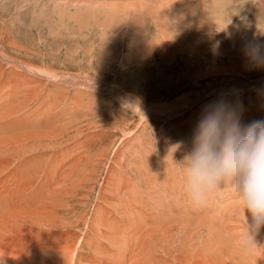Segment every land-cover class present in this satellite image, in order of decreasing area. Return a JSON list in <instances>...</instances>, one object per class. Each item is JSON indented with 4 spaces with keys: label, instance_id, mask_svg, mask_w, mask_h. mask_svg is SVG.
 <instances>
[{
    "label": "rangeland",
    "instance_id": "374dc122",
    "mask_svg": "<svg viewBox=\"0 0 264 264\" xmlns=\"http://www.w3.org/2000/svg\"><path fill=\"white\" fill-rule=\"evenodd\" d=\"M53 1L56 3L57 9L54 8L56 6ZM72 1L76 2L73 3ZM58 3L60 5H57ZM69 3L74 5L71 6ZM44 4L47 6L44 7ZM115 5L117 8L114 7ZM58 6L64 7H61L63 10ZM90 7H93L92 10ZM86 9H89V11ZM53 10L55 12L58 10V13ZM114 19H116V23H114ZM229 19L233 21V24H238L237 29L236 26L232 29L234 35L230 33V27L220 25ZM61 20H63V23ZM65 20L66 23H64ZM0 25V29L3 30H0V67L4 68H0V71L6 72V76H11V78H14L16 74L15 80L20 78L24 81V79H27L24 82L22 81L24 91L22 92L21 89V93H27L28 88L31 87L32 90L28 92L27 96L34 97L27 98L24 93L22 96L25 95L24 98L30 100L28 102L25 99L24 103V100H22L24 98L19 93L21 87L18 90L14 88V90L0 85V97H2L0 99H6L4 101L0 100V110L3 111H0V124H4V128L0 125V145L18 144L16 146L20 151H24L27 146L33 147L35 149H33V152L37 154V158H33L34 153L31 150L27 154V159L30 160L32 157L31 162H37L41 160L43 155V159L49 164L47 167L50 168V171L51 168L56 171L57 175L54 174L48 181L54 183L58 179H62V182L59 184L60 180H58V184H55V186L57 185L61 191L64 205L69 203L70 206L66 210L60 211L62 220L69 223V233L79 234V237L82 238L86 231H92L90 225H93L91 220L94 209L96 207L103 208L105 202L108 201V203L113 202L111 204L115 203L110 199V196H112L110 194H115L114 184L120 179L123 181L128 179L130 187L134 189V193L138 194V198L143 202L151 201L147 192L150 193L152 190L159 195L161 194V196L164 195V197H167L168 193L173 196L177 195L170 210L171 213L173 212L172 214H178L180 210H184L187 215L201 216V209L207 206L210 209L212 205H215L214 203L218 205L216 209L213 208V213H218V209H222L221 212L225 214L224 208L232 206V203L233 206H236L234 204H237L239 199L227 185L213 193L204 204L194 206L185 194L179 165L182 164L185 156L192 149L195 129L207 106L218 102L228 103L237 111L242 125H248L256 120H264V88L262 87L264 86V67H256L250 64L243 54L245 45L257 43L264 46V0H81V2L80 0H71V2L68 0H0ZM53 27L55 31L57 29L56 33H52L54 31ZM178 38L184 43L183 46L180 45ZM216 48H219L220 51ZM230 54L236 58L235 65L233 64L234 60L230 61ZM26 64H29V66ZM31 65L37 67L32 70ZM221 68L229 69L228 71H233L230 70V68H233L236 73H242L246 76L247 81L242 80V85L233 86L231 81H234V79L231 74L214 71ZM37 69H41L40 74L39 72L38 74L35 73ZM12 70L17 73L13 71L14 75H12ZM2 71L1 73H3ZM202 71L204 74H202ZM70 73L73 77L76 75L80 78L76 81V78L74 80ZM26 74L30 76L28 75L27 78ZM42 76L44 79H42ZM223 76L225 77L223 78ZM65 79L70 81L67 82ZM25 82L28 83L29 87L25 85ZM221 83L225 85L222 86ZM218 84H221L222 87H219ZM109 85L110 87H108ZM103 86L106 89L105 91L102 88ZM24 87H27V89H24ZM226 87L228 91H226ZM122 90L125 92H121ZM35 92H38L41 96L45 94V97L48 96V98L39 100L40 96ZM119 93H126V96L132 97L129 100L130 107L126 97ZM5 94H7V97ZM18 94L22 98H19L21 100L19 102H22V104L17 103ZM117 96L128 103H123ZM11 97L16 99V105L13 104L15 101L11 102L9 100ZM184 99L189 100V102ZM56 100L62 101L60 106L67 107L66 109L63 108L64 111L60 107L62 109L60 111L63 112L57 109L58 117L51 116L50 118L47 111L50 110L48 105L49 102L55 105L58 102ZM139 100H141V104L138 103ZM179 100L182 103H191L188 107L190 109L186 107L188 110L179 111L182 108H179L182 105ZM8 101H10L8 105L12 104V108L7 106ZM3 102L5 105H3ZM177 102L178 104H176ZM158 103L159 105L161 103V106ZM163 103L172 104V106H169V108L172 107V110L171 108H167L169 109L167 110L166 105ZM173 103H175V106H173ZM27 104L29 107L31 106L29 112L27 111L28 108H25ZM152 104H157L156 107L158 106V108ZM185 104L182 106L185 107ZM2 105L5 107L4 109ZM18 105H22L21 108H24L19 109L20 106ZM51 105L53 106V104H50L52 108ZM149 105L150 107L152 105L153 109H150ZM15 106H18V109H15ZM145 106H148V109ZM43 108L45 111H42ZM173 108H178V111L176 109L173 111ZM24 109L25 112L27 111L26 116L31 113L32 120L34 115L41 120L35 118L32 123L22 117L26 122L32 123V125L35 124V126L28 123L26 125V122H23L24 120L18 118L24 116L21 112ZM164 109L168 112V115L161 112ZM19 110L21 111L19 112ZM13 111L15 112L13 113ZM4 112H7L5 117L2 114ZM10 112L12 113L10 114ZM62 113L66 114H63L64 117L61 115L63 118L60 116ZM12 117L18 123L23 122V125L17 127L18 124L16 125L17 128L13 127L12 125L15 126L16 122ZM49 119H51V124L49 122L47 125ZM12 120H14V123ZM40 122H43V124ZM57 123L61 124V130H59L60 127H56ZM8 124L11 129L13 128L12 130L9 129L10 133H6L8 132V128H6L9 126ZM37 128H40V130ZM64 128L67 131H62ZM2 129H5V132ZM13 130H17L16 134ZM23 130L25 131L23 132ZM54 130H57L60 135L56 132L53 134ZM30 131H42V133L35 134L37 137L32 135ZM17 132L20 134H17ZM16 135L18 136L16 137ZM54 135L55 137L51 138ZM25 140H29V144ZM39 140L41 144L38 143ZM38 145L42 147L39 146L38 148ZM38 152H41V157ZM55 157L60 158L62 163L58 159L60 162H57V160L53 162L52 159H56ZM90 158L93 160H90ZM64 161L67 166L65 167L66 170L62 172V176L57 172L59 170L57 165L58 163L63 164ZM70 164L73 167L69 170ZM67 173L69 174L67 175ZM131 184H133V187ZM124 190L123 197L125 200H135L133 194L125 193L126 189L124 188ZM161 192L165 194L162 195ZM163 201L166 204L167 200ZM152 204L153 202H151V206ZM168 204L167 201V206H169ZM132 207L142 213L148 225L153 226L157 223V220L154 219L159 217L157 211L147 212L143 206L137 204H132ZM86 214L85 222L81 221L76 228L74 224L78 222L77 216L80 218L81 215ZM227 217L225 214V218ZM114 218L118 219V216H114ZM230 223L233 224L232 221ZM88 224L90 225L88 226ZM86 227L89 229H86ZM103 246L108 247L109 244L103 243ZM87 251L86 247L82 249L84 253H88ZM88 255L91 256L93 253L90 252Z\"/></svg>",
    "mask_w": 264,
    "mask_h": 264
},
{
    "label": "bare ground",
    "instance_id": "6f19581e",
    "mask_svg": "<svg viewBox=\"0 0 264 264\" xmlns=\"http://www.w3.org/2000/svg\"><path fill=\"white\" fill-rule=\"evenodd\" d=\"M68 1L71 2V0H68ZM74 2H76V1H74ZM80 2H81V0H80ZM53 3L56 6V3L54 1H53ZM90 3H91V1H90ZM100 4L102 5V3H100ZM176 4H177V2H176ZM34 5H37V4H34ZM57 5H60V4L58 3ZM73 5H71V6H73ZM88 5H89V3H88ZM46 6L47 5H45L44 7H46ZM76 6H78V5L76 4ZM61 7H59V8L60 9L64 8V7H62V8ZM114 7H116V5ZM54 8L57 9V6L54 7ZM92 8H91V10H92ZM108 9L110 10L111 8H108ZM34 10H36V9H34ZM86 10L89 11V9H86ZM119 10H120V7H119ZM53 11H52V13H53ZM120 12H121V10H120ZM114 14H115V12H114ZM80 15H82V14H80ZM102 15H103V13H102ZM59 16H60V13H59ZM38 17H40V16H38ZM115 17H116V14H115ZM110 19H109V21L112 22ZM116 19H117V17H116ZM116 19H114V21ZM36 20L38 21L37 18H36ZM39 20H40V18H39ZM118 20H119V18H118ZM62 21L63 20H61V22ZM51 22H53V21L51 20ZM56 23H58V22L56 21ZM59 23H60V20H59ZM64 23H66V20H65ZM107 23H108V21H107ZM114 23H116V21ZM219 23H220V21H219ZM50 24H52V23H50ZM103 25H105V24H103ZM220 25H224L222 27H230V29L232 31V32L230 31V33L233 34V35H234V33H233L234 30H232V29H234L235 26H236V29L238 27V24H233V21H230V19L227 20V22H222V24H220ZM60 26H62V25H60ZM90 26H91V24H90ZM54 27H53V29H54ZM64 27H66V26H64ZM56 28H57V26H56ZM59 28H63V27H59ZM0 30H2V29H0ZM56 31H57V29H56ZM56 31L54 29V31H52V33L53 32L56 33ZM4 37L6 38L5 35H4ZM178 41H179L180 45H182V46L184 45V43L181 41L180 38H178ZM11 45H12V42H11ZM19 47H21V46H19ZM23 48H24V46H23ZM24 50H26V49H24ZM217 50H219V48ZM229 56L231 57L230 61L234 60L233 64L235 65L236 58L232 57V54H230ZM15 59H16V57H15ZM17 60H19V59H17ZM18 62H20V61H18ZM18 62H16V63H18ZM29 64H26V65L29 66ZM19 65H20V63H19ZM21 66H23V65H21ZM34 67L32 66V70H34ZM38 67H40V66H38ZM184 67H186V66H184ZM0 68H3V67H0ZM29 68H31V67H29ZM40 68H42V67H40ZM44 68H45V66H44ZM51 69L53 70V68H51ZM197 69H199V68H197ZM9 70H10V67H9ZM40 70L37 69V72H35V73L38 74V72H39V74H40ZM47 70H49V69L47 68ZM228 70L229 69H222L221 68V69H216L214 71H216V72L222 71V72H226V73L231 74L232 78L234 79V81H231V83L233 82V86L242 85L241 81L242 80L243 81L246 80V76H244L242 73H236L233 68H230V70H233V71H228ZM1 71H0V74H1L0 75V85H2L5 88H11V89L15 88L17 90L21 87L20 90H19L20 91L19 93H21V89H22V92L24 91L23 90V86H24L23 82L26 81L27 79L26 80L24 79V81H23V79L21 80L20 78H19L20 80L19 79L15 80L14 78L16 77V74H15L14 78H11L10 75H9L10 77L6 76V72L4 73V71H2L3 73H1ZM13 71L14 70H12V72ZM43 71H44V69H43ZM59 71H62V70H59ZM9 72L12 73L11 71H9ZM14 72L17 73L16 71H14ZM14 72H13L12 75H14ZM25 72L27 73V71H25ZM41 73H42V71H41ZM20 74H21V72L18 74L19 77H20ZM43 74L45 75V72ZM63 74H66V73L64 72ZM202 74H204L203 71H202ZM26 75H27V78H28L29 74H26ZM70 75H71V73H70ZM36 76H39V75H36ZM43 76H42V79H44ZM46 76H47V74H46ZM46 76H44V77H46ZM21 77H22V75H21ZM71 77L74 80L76 78V81H77L78 78H80V77H78L76 75H75V77H73L71 75ZM71 77H69V78H71ZM87 77H89V76H87ZM224 77L225 76H223V78ZM30 80H32V79H30ZM66 81L68 82L70 80H66ZM71 82H72V80H71ZM73 82H75V81H73ZM228 82H230V81H228ZM25 83L24 84L27 87H29L28 83L27 82H25ZM92 84L94 85V83H92ZM105 84H106V82H105ZM221 84H218V86L220 85L219 87H222L223 84H222V86H221ZM234 84H236V85H234ZM247 84H249V83L247 82ZM250 84H252V83H250ZM73 85H75V84H73ZM93 85H92V87H93ZM226 85H228V84H226ZM98 86H100V85H98ZM27 87H24V89H27ZM108 87H110V85ZM262 87L264 88V86H262ZM29 88H28V91L26 90L27 93L24 92L26 94L27 98H30L27 95H28V92H31L30 90H32L31 87H29ZM86 88H87V86H86ZM102 88L104 89L105 87L103 86ZM217 88L218 87H216V89ZM76 89H78V88H76ZM103 89H100V90H103ZM225 89H226V91H228L227 87ZM1 90L3 91V89H1ZM105 90L106 89H104V91ZM222 91H223V89H222ZM117 92H116V94H117ZM121 92H125V91L122 90ZM4 93H5V91H4ZM126 93H124V94L121 93V94H123L124 97H126V100H128V102H129L130 98H132V97L126 96L125 95ZM23 94L21 93L20 96L23 97L22 96ZM35 94H38V92L37 93L35 92ZM5 95L7 97V94H5ZM8 95H10V94H8ZM29 95H30V93H29ZM18 96H19V94L17 95V97ZM20 96L17 99L18 100L17 103L19 101H21V100H19V98L22 99ZM39 96H40L39 100L44 99L46 97L48 98V96L45 97V94H43L42 96L41 95H39ZM98 96H100V94H98ZM24 97H25V95H24ZM0 98H2V97H0ZM27 98L22 99V100H24V103H25V99H26V101L30 102V100H27ZM31 98H34V97L31 96ZM60 98H61V96H60ZM11 99H12V97H11ZM11 99H9V100L11 102L15 101V103L13 102V104L16 105V99H12V100ZM118 99L122 100L123 103H128L124 99H121L120 96L118 97ZM0 100H2V99H0ZM4 100H6V99L4 98ZM4 100H2V101H4ZM10 101H8L6 103L7 106H9L8 104H9ZM32 101H33V99L31 100V102ZM57 101L58 100H56V102ZM180 101L181 100H179V103H182L183 98H182V101L181 102ZM185 101L189 102V100H185ZM43 102H46V101H43ZM188 102H183L182 103V105H184V103H186L185 107L182 106V105H180V106L178 105L179 108L182 107V108H180L181 110L179 109V111H183L184 109H186V107L187 108L190 107L191 103H188ZM35 103H37V102H35ZM35 103H33V104H35ZM49 103L53 104V106L51 105L52 108L50 107ZM49 103H48L49 104L48 107L50 108V110L48 109L47 111H48V114L50 115L49 116L50 118H51V116H54V118L55 117L57 118L59 114L56 113V110L59 109V111H60L63 108L66 109V107H67L65 105H64L65 107L60 106V105H62V101H60V102L58 101L57 103H55V105H54V103H51V102H49ZM138 103L141 104V100H139ZM0 104H1V102H0ZM19 104H22V102L21 103L19 102ZM37 104H39V103H37ZM128 104H129V107H130L131 106L130 102ZM163 104H162V106H163ZM176 104H178V102ZM3 105H5V103ZM3 105H2V107H3ZM11 105L9 107L12 108ZM152 105H151V107L149 105L150 109H153L152 108L153 106L156 107L157 104L153 105V106ZM158 105H159V103H158ZM164 105H166V107H165L166 109L169 108V106H172V104H170V105L164 104ZM18 106H20L19 109H23L24 108V107L21 108L22 105H18ZM18 106L17 107L15 106L16 107L15 109H18ZM27 106H28V104H27ZM27 106H25V108H28V110L27 109L26 110L29 112V109L31 108V106L30 107L29 106L27 107ZM159 106H161V103H160ZM173 106H175V103H173ZM42 107H44V106L42 105ZM60 107H62V109ZM4 108L5 107H3V109ZM44 108H46V107H44ZM44 108L42 109V111L44 110ZM156 108H158V106ZM170 108L172 110V107H170ZM65 109H63V111ZM169 109H167V110H169ZM175 109L173 108V111ZM188 109H190V108H188ZM188 109H186V110H188ZM136 110H138V109L136 108ZM171 110H170V112H172ZM0 111H2V110H0ZM20 111L21 110H19V112ZM63 111H60V112H63ZM176 111H178V108L176 109ZM14 112L15 111H13V113ZM21 112H23L24 116H19L18 118H19V120H24L23 122H26V120H30L33 123V120L35 121V118H37V119L39 118V117H35V115H34V118L32 120V118H31L32 115L30 116L31 113H28L29 115H27V116H29V117H27L26 116L27 113L25 112V109H24V111H21ZM30 112H31V110H30ZM161 112L164 115H168L167 114L168 112L165 111V109L161 110ZM170 112H169V114H170ZM6 113L7 112L2 113L4 115V117L7 116ZM11 113L12 112H10V114ZM33 113H34V111H33ZM16 114L18 115V112ZM46 114H47V112H46ZM63 114H65V113L60 114V116L63 115ZM41 115H40V117H41ZM65 115H63V117ZM71 116H72V114H71ZM20 117H21V119H20ZM22 117L25 118L26 120L22 119ZM162 117H164V116H162ZM12 118H14V117H12ZM27 118H30V119H27ZM14 120H15V118H14ZM14 120H12L13 123H14ZM38 120L40 121L41 119L39 118ZM38 120H37V122H39ZM50 121H51V119H49L47 125L49 124ZM1 122H2V120H1ZM15 122H16L15 126L12 125L15 128L21 127L23 125L22 124L23 122H21V121H20V123H18V121L15 120ZM43 122H40V123L43 124ZM52 122H53V119H52ZM70 122H71V120H70ZM70 122H68V123H70ZM73 122H75V120H73ZM73 122H71V123H73ZM27 123L32 125V123H29V122H26V125H27ZM50 124H51V122H50ZM57 124L58 125L56 127H60L59 130H61V126H60L61 124H59V123H57ZM3 125H1V127L4 128ZM16 125H18V126L16 127ZM32 126H35V124H33ZM6 128H8V132H6V133H10L11 131H9V129H11V126L9 125ZM37 129L40 130V128H37ZM66 129H68V128H66ZM2 130L4 131L5 129H2ZM33 130H35V129H33ZM6 131H7V129H6ZM13 131H14V134H16L15 132L17 130L16 131L13 130ZM24 131L25 130H23V132ZM62 131H67V130H65V128H64ZM62 131H60V132H62ZM35 132L34 131L31 132L32 135H35V134L38 135L39 133H42V131H40V132L38 131L39 133L37 131H35ZM55 132H56V134L58 133L57 130L56 131L54 130L53 134H55ZM68 133H69V131H68ZM17 134H20V133L17 132ZM27 134H29V133H27ZM48 134H50V133H48ZM64 134H66V132H64ZM32 135H31V137H32V139H34V137ZM37 135H35V136H37ZM61 135H63V134L61 133ZM5 136L8 137L7 135H5ZM17 136L18 135H16V137ZM53 137H55V135L52 136L51 138H53ZM39 139H41V138H39ZM4 140H5V138H4ZM18 140H20V139H18ZM28 141L25 140L26 143H28ZM35 141H33V142H35ZM39 142H40V140L38 141V143ZM42 142H43V140H42ZM22 144H21V146H22ZM39 144H41V143H39ZM54 144H56V143H54ZM16 145H18V144H16ZM16 145H14V144L13 145H8V146L0 145V264H264V228H261L260 231L254 236V242H255L256 245L252 246L251 252L246 251V249L244 247V244H243V241L246 238H248L247 219H246L245 209L242 207L241 204H239L240 202H238L237 204H234L236 206H233V203H232V206L224 208L225 214L228 216L227 218H225V214L223 212H221L222 209L221 210L218 209V213H213V210L216 209L217 205H218V204L216 205V203H214L215 205H212V207L210 209H209V206H207L206 208L201 209V213H202L201 216H198V215H196V216L187 215L184 210H180L178 214H172L173 212L171 213L170 210L172 209V203L175 202V200L177 198V195L173 196V195H169V193H168V196L164 197V195H163L164 192H161L162 195H163V196H161V194L159 195L156 191L152 190V192H150V193L147 192V194L149 195L151 201L143 202V201H141L138 198V194L134 193L135 192L134 189H132L130 187L128 179L125 180L126 182L120 179V180H118L117 183L114 184L115 188H116V192H115L114 195L110 194V195H112V196H110V199L115 201L114 204H111L113 202L108 203L109 202L108 201V202H105V205H104L103 208L96 207L94 209L93 218L91 220L93 222V225L88 224V226L90 225V228L92 229V231L91 230L90 231H86L82 238L79 237L80 236L79 234L77 235L76 233H69V231H68L69 223L62 220V216L60 214V211L66 210L70 206L68 205L69 203L68 204L66 203L64 205V200H63V197L61 196V191L57 187V185L55 186V184H58L57 183L58 180H60V182H59V184H60L62 182V179H58L54 183H49L48 179H50L52 176H54V174L57 175V173H56V171H54L53 168H51V171H50V168L47 167L49 164L43 159V155L40 154L42 152V150H41L40 153L39 152L38 153H39L40 157L42 155L41 160L44 161V162H42L41 160L37 161V162H31V158L32 157L30 158V160H28L27 159V157H28L27 154L31 150L33 152L34 148L27 146V148L24 151H20V150L17 149L18 147ZM57 145H58V143H57ZM62 145H60V146H62ZM19 146H20V144H19ZM39 146L42 147L41 145H38V148H39ZM32 152H31V154H32ZM32 155H30V156H32ZM36 155L37 154L34 153L33 158H35V157L37 158ZM88 156H90V155H88ZM40 157H39V159H40ZM60 157H61V155H60ZM61 158L64 159V157H61ZM57 159L58 158L52 159V160H53V162H56ZM58 160H60V158ZM58 160H57V162L61 161V160L60 161H58ZM90 160H93V159L90 158ZM34 161H36V160H34ZM65 161H66V159H65ZM65 161L63 162V164L58 163V165H57L58 169H59L57 172L60 175H62V172H64L66 170L65 167L67 165H65V164H67V163H65ZM85 161H86V159H85ZM61 163H62V161H61ZM89 163H90V161H89ZM76 166H79V165H76ZM71 167H73V165L70 164V166L68 167L69 170H70ZM74 167H75V165H74ZM68 168H67V170H68ZM120 168H121V166H120ZM77 172H79V171H77ZM69 173H67V175ZM51 180H54V179H51ZM124 184H125V186H124ZM131 185L133 187V184H131ZM123 187L126 189L125 193H130V194H133L135 196V200H132V201L125 200V198L123 197V192L125 191ZM163 200H165V201L167 200L168 203H169L168 204L169 206H167V201H166V204H165ZM151 202H153L152 206H151ZM210 203H212V201ZM132 204H137V205L143 206L144 210L147 211V212L157 211L158 214H159V217L154 218L155 220H157V223L155 225H153V226L148 225L146 223V218L142 215V213L140 211L135 210L132 207ZM99 206H101V205H99ZM74 207H76V206H74ZM88 213H89V211H88ZM86 216H87V214L83 215V216L81 215L80 218H78V216H77L78 222L76 224H74V226L75 227L79 226L81 221H83V223H84L85 219H86ZM114 216H118V219H115ZM90 219H91V217H90ZM231 221H232L233 224L230 223ZM86 229H89V228L86 227ZM79 239H80V241H79ZM78 241H79V245H78ZM103 243H108L109 246L108 247H104ZM84 247H86L88 249V251H87L88 253L91 252V254L93 253V255L89 256L88 253L82 252V249Z\"/></svg>",
    "mask_w": 264,
    "mask_h": 264
},
{
    "label": "clouds",
    "instance_id": "9594fccd",
    "mask_svg": "<svg viewBox=\"0 0 264 264\" xmlns=\"http://www.w3.org/2000/svg\"><path fill=\"white\" fill-rule=\"evenodd\" d=\"M243 54L256 67H264V46L245 45ZM192 149L180 164L183 187L194 206L204 203L224 185L245 209L246 251L264 228V120L242 125L237 111L226 102L205 108L195 129Z\"/></svg>",
    "mask_w": 264,
    "mask_h": 264
}]
</instances>
